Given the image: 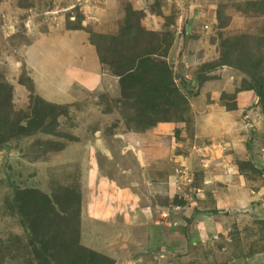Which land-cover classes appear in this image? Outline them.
I'll use <instances>...</instances> for the list:
<instances>
[{
	"label": "rangeland",
	"instance_id": "obj_1",
	"mask_svg": "<svg viewBox=\"0 0 264 264\" xmlns=\"http://www.w3.org/2000/svg\"><path fill=\"white\" fill-rule=\"evenodd\" d=\"M0 264H264V0H0Z\"/></svg>",
	"mask_w": 264,
	"mask_h": 264
},
{
	"label": "crops",
	"instance_id": "obj_2",
	"mask_svg": "<svg viewBox=\"0 0 264 264\" xmlns=\"http://www.w3.org/2000/svg\"><path fill=\"white\" fill-rule=\"evenodd\" d=\"M101 82L105 88L109 92V94L112 96V98H120L122 96V89L120 84H118V81L114 76H108L104 77V79H101ZM130 128H138L137 131H133L128 134L129 136H137V140L139 143V147H143L144 143L147 142V147H149L147 151V155L144 158L138 159L141 163L146 166V169L148 171L153 170H161L160 167H156L154 164H158L161 162V156L164 155L166 157L167 155V148H151V145L153 142L156 144L158 143H171L173 141V135H174V129L173 127L169 126V122L159 123L153 128H149V130H142V126L139 123V121H128ZM157 129L159 131L166 130L167 133L165 136H162L157 133ZM126 134V133H125ZM125 134L119 135V136H126ZM118 136V138H119ZM126 137H124L125 139ZM141 141V142H140ZM158 156V158H156ZM156 158V159H155ZM158 175L163 174L162 172H157Z\"/></svg>",
	"mask_w": 264,
	"mask_h": 264
},
{
	"label": "trees",
	"instance_id": "obj_3",
	"mask_svg": "<svg viewBox=\"0 0 264 264\" xmlns=\"http://www.w3.org/2000/svg\"><path fill=\"white\" fill-rule=\"evenodd\" d=\"M159 124V123H158ZM156 126V125H155ZM154 127V126H153ZM153 127H151V128H153ZM214 213H216V214H219V211H214ZM196 215H199V213L196 211L195 212V215L194 216H196Z\"/></svg>",
	"mask_w": 264,
	"mask_h": 264
},
{
	"label": "bare ground",
	"instance_id": "obj_4",
	"mask_svg": "<svg viewBox=\"0 0 264 264\" xmlns=\"http://www.w3.org/2000/svg\"><path fill=\"white\" fill-rule=\"evenodd\" d=\"M92 58H95V54L94 53H92Z\"/></svg>",
	"mask_w": 264,
	"mask_h": 264
},
{
	"label": "built area",
	"instance_id": "obj_5",
	"mask_svg": "<svg viewBox=\"0 0 264 264\" xmlns=\"http://www.w3.org/2000/svg\"><path fill=\"white\" fill-rule=\"evenodd\" d=\"M166 216H168V213H166Z\"/></svg>",
	"mask_w": 264,
	"mask_h": 264
}]
</instances>
